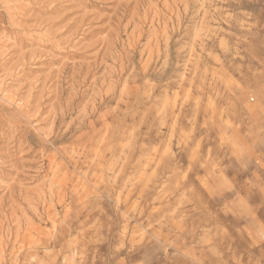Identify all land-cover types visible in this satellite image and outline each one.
Returning <instances> with one entry per match:
<instances>
[{
	"label": "rangeland",
	"instance_id": "obj_1",
	"mask_svg": "<svg viewBox=\"0 0 264 264\" xmlns=\"http://www.w3.org/2000/svg\"><path fill=\"white\" fill-rule=\"evenodd\" d=\"M0 84V264H264V0H0Z\"/></svg>",
	"mask_w": 264,
	"mask_h": 264
},
{
	"label": "bare ground",
	"instance_id": "obj_2",
	"mask_svg": "<svg viewBox=\"0 0 264 264\" xmlns=\"http://www.w3.org/2000/svg\"><path fill=\"white\" fill-rule=\"evenodd\" d=\"M1 85V84H0ZM7 96V95H6Z\"/></svg>",
	"mask_w": 264,
	"mask_h": 264
}]
</instances>
